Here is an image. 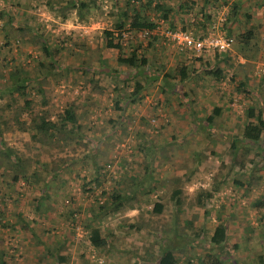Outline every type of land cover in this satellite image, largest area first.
<instances>
[{"label":"rangeland","instance_id":"rangeland-1","mask_svg":"<svg viewBox=\"0 0 264 264\" xmlns=\"http://www.w3.org/2000/svg\"><path fill=\"white\" fill-rule=\"evenodd\" d=\"M45 1L0 0V89L13 66L22 65L32 80L37 76L22 96L0 94L4 264H140L141 257L158 254L161 238L166 246L177 243L176 264H230L228 257L235 264H264V208L252 204L264 199L259 147L250 143L244 155L246 160L252 157L254 166L230 167L228 160L229 142L240 138L253 122L245 115L247 109L264 108V83L258 86L264 78V64L258 65L264 49L251 50L249 54H254L246 58L238 51V36L246 26L254 25L256 33L264 30V19L254 21L250 13L254 4L264 18V0L258 5L252 0H163L165 7L180 5L186 10H176L177 15H189L185 30H198V35L212 25L232 37L228 52L198 58L177 53L159 37L141 39L134 32L117 36L115 24L123 22L121 29H126L122 12L129 16L134 6L142 8L149 20H163L153 7L158 0H150L148 7L145 0H128V4L127 0H82L90 6L82 11L83 21L69 8L48 10ZM171 18L169 12L166 25L177 28ZM19 27L29 29L22 35L16 30ZM38 32L49 49L56 50L49 71L40 70L39 47L31 42ZM106 39L119 46L107 48ZM133 49L145 56V71L169 74L174 83H179L177 64L184 66L188 75L180 92L167 88L159 77L144 86L134 101H127L133 82L146 80L137 67L116 61ZM204 67L221 74L214 78ZM24 101L29 104L19 111ZM68 104H73L81 124L71 139L63 134L42 142L30 138L27 115L47 112L46 119L53 120ZM215 107L213 135L206 137L205 131L194 127L193 119L212 115ZM7 149L22 162L19 168L11 159L4 163L1 153ZM145 166L151 170L149 178L144 177ZM15 170L18 177L12 183ZM98 174L101 181L96 184L93 179ZM175 176L180 177L182 190L176 224L175 206L169 199ZM132 187L137 188L140 207L128 209L129 200L110 212L97 211L102 190L124 193ZM156 201L164 206L159 214L151 212ZM224 221L226 243L214 248L210 234L216 223ZM89 227H98L112 244L111 255L86 244ZM59 255L66 256L65 261L57 262Z\"/></svg>","mask_w":264,"mask_h":264},{"label":"trees","instance_id":"trees-1","mask_svg":"<svg viewBox=\"0 0 264 264\" xmlns=\"http://www.w3.org/2000/svg\"><path fill=\"white\" fill-rule=\"evenodd\" d=\"M163 0H158L155 4H153V7L155 10L158 11V15L162 16V19L166 17V15L170 12H174L175 15L178 14L177 11L179 9H182V12L186 11L183 8L179 6L175 7H165L163 6ZM151 1L150 0H145V7H148L150 5ZM128 4V0L126 2ZM45 7L50 10V11H60L62 8H69L70 10H74V13L77 15V18L79 21H83L84 19V14L82 11H88L89 10V2H84L82 0H46L44 2ZM131 6V5H130ZM174 10V11H173ZM177 10V11H176ZM183 14V13H181ZM231 14L232 17H235L237 15V6L235 4L232 5L231 7ZM66 15V14H64ZM63 15V16H64ZM122 16L124 17V21L127 23L126 29H121L123 27V22H118L116 25V28H118L117 31V36L121 37V34L123 32H139L142 29H150L154 26L155 22L152 20H149L147 17L146 12L142 8H137L133 7L132 9V14L127 16V13L124 11L122 12ZM64 16L63 18H65ZM163 19V21H164ZM249 19L248 15L244 16V20L247 23ZM29 28L22 27V28H16L17 31L22 32V35L24 34L25 30H28ZM181 30H185V28H180ZM254 29V25H249L248 27L240 32L238 39L240 40L238 44V51L246 57H252L254 52H257L258 46V34L256 33V30ZM229 33V32H228ZM36 35L34 36L35 39L32 40L31 42L33 44H36L39 47V56H38V66L40 67V70H46L48 69L51 70L54 67V55L56 54V50H50L49 46L47 44V41L44 39V36L42 33H35ZM109 35V34H108ZM152 40L157 39V36H151L150 37ZM160 38V37H159ZM253 40V41H252ZM7 44H3L4 46ZM150 45V44H149ZM105 46L107 48H117L119 44L112 42L111 39H106L105 41ZM136 50V49H135ZM134 49L130 51L129 56L127 57H117L116 61L119 64H125L130 67H137V72L138 73H144L145 74V82L140 83L138 80H135L133 82V89L129 93V96L126 98L127 101H134V96L138 95L140 90L149 84L150 82L155 81L157 78H162L163 82L165 83L166 87L169 88L170 90H174L176 93H179L180 90L182 89L181 87V81L183 80L184 77H186L188 74L184 68V66L177 64L176 67V72L177 75L179 76V83H174L173 81L168 80L169 74H163L160 75L158 72L155 71H145L143 69V65H145L146 60L145 56H142L140 54H137ZM254 50L253 54H249V51ZM180 53V52H177ZM185 53V52H184ZM199 57V56H198ZM197 57V58H198ZM48 60L49 62H45L42 59ZM180 63V62H179ZM204 69V70H203ZM202 70L206 74H213L214 78L219 77L221 74L220 70H214L210 71L209 68L204 67ZM102 70L106 71V69L102 68ZM158 70V69H157ZM156 70V71H157ZM135 73V72H134ZM134 75V74H133ZM132 75V77H133ZM0 77L2 76V73H0ZM164 77V78H163ZM37 76L33 78V80H36ZM6 82L3 88L0 89V94L2 92L8 93L10 96L13 93H16L18 96H22L26 91L27 88H29L30 83L33 81L32 77L29 75L28 71L22 66V65H16L13 66V68L9 69L6 72ZM123 82H126L127 79L124 76L122 78ZM264 83V78L260 79L258 81V86ZM183 95L185 94L184 91L181 92ZM119 101H115V104H117ZM29 102L24 101L22 105L18 106V110L22 111L25 110V106H28ZM117 108V107H116ZM194 111L191 110V113ZM218 113V108L215 107L212 109V115H207L204 118H195L194 120V127L200 131H205L206 132V137L209 136L212 131H210L212 128L214 129V122L213 118L216 116ZM245 115L248 118H252L253 122H249V125L246 126V129L244 130L242 136L240 138L234 137L231 139L229 142V165L230 167H235L239 169H243L246 164H249L250 166H254L252 160V157L248 160L245 158V154L247 153V145L250 143H255L259 147V160L264 166V108H258V109H253V108H248L247 112ZM29 119V125H30V130L32 131L30 134V138L33 139L36 142H42L43 140L50 139L53 136H56L57 134H63L64 138L71 139L72 134L76 133V131L80 127V123L77 122L75 118V112H74V106L73 104H68L65 106L61 111H59L53 120H48L46 119L47 117V112H42L40 115H34L29 114L26 116ZM15 121L17 122V117L16 114H14ZM192 120V122H193ZM17 124H19L17 122ZM211 128V129H210ZM212 129V130H213ZM213 135V133H212ZM2 145L3 141L1 140V135H0V151H2ZM4 153L2 155L4 163H6L7 159H11L12 162H15L17 164V168L20 167V160L13 155L11 150L7 149L6 151H3ZM245 155V156H244ZM148 166V165H147ZM147 166H145L146 170L144 172V177H151L152 173L151 170L147 169ZM3 169V165H2ZM30 175L33 176V173ZM17 173L16 170L13 171L11 175V182L15 183L17 180ZM27 179V178H25ZM186 179L188 177L186 176ZM94 182L96 184H99L101 181V177H99V174L94 176ZM135 181V180H134ZM180 177L175 176L172 180V187L169 193V199L173 201V204L175 206L176 214L174 215V224H176L179 216V209L181 207V198L179 195L181 194L182 190L179 186L180 183ZM136 187H132L131 190L128 192L124 193H106L105 191L100 192L101 199L98 200V209L97 211H112L113 208L117 205H121L122 203H125L129 200L132 202L127 203V208L128 209H133L136 207H140V200L138 196L135 194ZM97 201V199H96ZM253 207H262L264 208V199H256L253 203ZM151 212L153 214H159L162 209H163V204L160 201L153 202L151 205ZM93 210V209H91ZM72 218L75 216H71ZM226 224L227 222L224 221V223H216L211 234L209 237V242L212 247H217L220 245H225L226 243ZM201 230V227H198L197 230H194V235L197 236L199 235V231ZM85 241L86 244H88L90 247L95 248V249H100L103 253L111 255V251L113 249L112 244L101 234V231L98 227H89L85 231ZM177 235V234H176ZM162 242L164 241L163 238L160 239ZM158 243V248L159 252L155 256L147 254L145 257L140 258V264L143 263H149V264H176V259L173 254V249L176 248L178 245L177 243L174 244L173 246H166L164 243ZM3 251V250H2ZM3 252L0 253V264H4L3 259L1 256H3ZM150 257L152 258L150 260ZM57 262H63L66 259V256L64 255H59ZM258 262H261V256L258 255ZM229 263L230 264H235V260L228 257ZM232 262V263H231ZM137 264V263H136Z\"/></svg>","mask_w":264,"mask_h":264},{"label":"built area","instance_id":"built-area-1","mask_svg":"<svg viewBox=\"0 0 264 264\" xmlns=\"http://www.w3.org/2000/svg\"><path fill=\"white\" fill-rule=\"evenodd\" d=\"M135 33V32H134ZM141 39L151 36L160 37L163 42L180 53H191L198 57L209 53L222 54L231 50L232 37L215 30L211 25V30H207L204 35H195L190 31L179 28H170L165 21L158 20L150 29H142L135 33ZM121 37H129L126 32ZM264 64V56L258 65Z\"/></svg>","mask_w":264,"mask_h":264},{"label":"crops","instance_id":"crops-1","mask_svg":"<svg viewBox=\"0 0 264 264\" xmlns=\"http://www.w3.org/2000/svg\"><path fill=\"white\" fill-rule=\"evenodd\" d=\"M203 1V0H202ZM205 2L207 1V0H204ZM252 1H254V3L255 4H257L258 5V3L260 2L259 0H252ZM202 3V2H201ZM213 3H215V2H213ZM252 6L253 7H251V10H252V12H250L251 13V17H252V19H254V21L256 20V19H258L259 21H261V20H263L264 18H261L262 17V15L259 13V11H258V9H256V8H254V7H256L254 4H252ZM174 11V10H173ZM182 12V9H179V11L178 12ZM170 14H172V18H171V20L174 22L172 25H174V26H177V28L179 27H183L184 25H185V23H186V19H188V17H189V15H186L185 13H183V14H179V15H175L174 14V12H172V13H170ZM198 32V30H193V34H195L196 35V33ZM205 32H207V30H204L203 32L200 30V34L201 35H204L205 34ZM226 32L228 33L229 32V30H226ZM224 33V32H223ZM200 34H198V35H200ZM226 34V33H225ZM257 34L259 35L258 36V45H259V47L260 48H263L264 49V30H258V32H257ZM179 54H181V53H179ZM209 54H211V53H209ZM206 55H208V54H204L203 56H206Z\"/></svg>","mask_w":264,"mask_h":264}]
</instances>
